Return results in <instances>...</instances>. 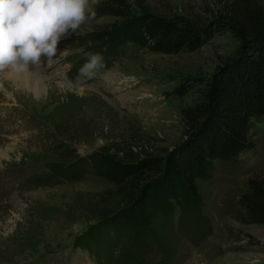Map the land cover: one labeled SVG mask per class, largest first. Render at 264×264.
<instances>
[{
	"label": "rangeland",
	"instance_id": "rangeland-1",
	"mask_svg": "<svg viewBox=\"0 0 264 264\" xmlns=\"http://www.w3.org/2000/svg\"><path fill=\"white\" fill-rule=\"evenodd\" d=\"M135 1L166 17L220 19L223 31L197 51L174 55L128 45L101 73L78 78L88 56L73 39L115 21L95 17L62 37L53 61L42 56L23 74L0 71V264H98L74 240L125 205L114 184L77 159L100 150L127 161L166 157L185 139L181 108L197 98L196 88L185 96L175 89L188 78L202 87L235 56V0ZM103 2L90 0L94 10ZM251 132L253 150L234 162L216 160L212 178L198 183L201 207L160 225L170 264H264V225L239 221L248 179L264 172V117ZM141 255L158 264L165 254L150 247ZM108 257L101 255L103 264Z\"/></svg>",
	"mask_w": 264,
	"mask_h": 264
},
{
	"label": "trees",
	"instance_id": "trees-1",
	"mask_svg": "<svg viewBox=\"0 0 264 264\" xmlns=\"http://www.w3.org/2000/svg\"><path fill=\"white\" fill-rule=\"evenodd\" d=\"M140 6L135 0H104L95 17L115 21L73 39L85 46V53L102 54L104 66L98 73L128 45L174 55L197 51L223 31L220 19L166 17ZM231 12L240 37L235 56L219 65L202 87V81L188 78L175 89L179 96L197 90L194 103L180 111L185 134L181 144L164 158L148 155L127 161L100 150L77 159L114 184L125 205L101 214L74 240V248L92 253L98 264H103L101 255H109V264H146L141 254L150 247L165 254L158 264H170L160 225L201 207L198 183L212 178L216 160L234 162L256 147L252 121L264 117V0H235ZM239 205L240 222L264 225V172L248 179ZM131 240L135 243L128 253ZM114 246L118 249L113 252Z\"/></svg>",
	"mask_w": 264,
	"mask_h": 264
},
{
	"label": "clouds",
	"instance_id": "clouds-1",
	"mask_svg": "<svg viewBox=\"0 0 264 264\" xmlns=\"http://www.w3.org/2000/svg\"><path fill=\"white\" fill-rule=\"evenodd\" d=\"M95 16L90 0H0V71L23 74L42 56L53 61L62 37ZM87 56L78 78L91 79L104 66L102 54ZM62 83L72 85L67 78Z\"/></svg>",
	"mask_w": 264,
	"mask_h": 264
}]
</instances>
